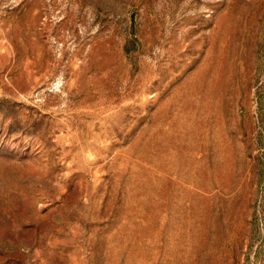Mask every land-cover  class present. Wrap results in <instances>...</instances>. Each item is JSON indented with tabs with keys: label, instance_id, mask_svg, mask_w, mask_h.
Here are the masks:
<instances>
[{
	"label": "rangeland",
	"instance_id": "374dc122",
	"mask_svg": "<svg viewBox=\"0 0 264 264\" xmlns=\"http://www.w3.org/2000/svg\"><path fill=\"white\" fill-rule=\"evenodd\" d=\"M0 264H264V0H0Z\"/></svg>",
	"mask_w": 264,
	"mask_h": 264
}]
</instances>
